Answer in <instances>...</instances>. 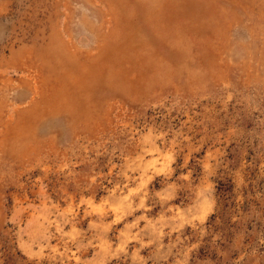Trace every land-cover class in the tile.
Returning a JSON list of instances; mask_svg holds the SVG:
<instances>
[{"label":"rangeland","instance_id":"rangeland-1","mask_svg":"<svg viewBox=\"0 0 264 264\" xmlns=\"http://www.w3.org/2000/svg\"><path fill=\"white\" fill-rule=\"evenodd\" d=\"M0 264H264V0H0Z\"/></svg>","mask_w":264,"mask_h":264}]
</instances>
